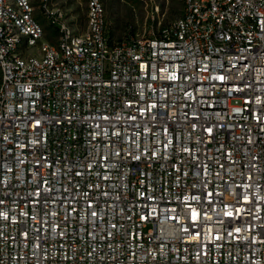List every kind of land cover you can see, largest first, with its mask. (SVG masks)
<instances>
[{
  "label": "built area",
  "instance_id": "obj_1",
  "mask_svg": "<svg viewBox=\"0 0 264 264\" xmlns=\"http://www.w3.org/2000/svg\"><path fill=\"white\" fill-rule=\"evenodd\" d=\"M181 1L0 0V264H264V0Z\"/></svg>",
  "mask_w": 264,
  "mask_h": 264
},
{
  "label": "rangeland",
  "instance_id": "obj_2",
  "mask_svg": "<svg viewBox=\"0 0 264 264\" xmlns=\"http://www.w3.org/2000/svg\"><path fill=\"white\" fill-rule=\"evenodd\" d=\"M108 15L110 36L116 42L131 37L157 33L180 17L183 9L181 0H104ZM41 0H32L35 14L45 27L46 38L56 42L59 37L54 25L44 18L40 10ZM88 0H53L52 6L68 15L77 33L86 29ZM133 32V34H129Z\"/></svg>",
  "mask_w": 264,
  "mask_h": 264
},
{
  "label": "trees",
  "instance_id": "obj_3",
  "mask_svg": "<svg viewBox=\"0 0 264 264\" xmlns=\"http://www.w3.org/2000/svg\"><path fill=\"white\" fill-rule=\"evenodd\" d=\"M129 34L131 35V34H133V32H130Z\"/></svg>",
  "mask_w": 264,
  "mask_h": 264
},
{
  "label": "snow or ice",
  "instance_id": "obj_4",
  "mask_svg": "<svg viewBox=\"0 0 264 264\" xmlns=\"http://www.w3.org/2000/svg\"><path fill=\"white\" fill-rule=\"evenodd\" d=\"M93 215H95V213H93Z\"/></svg>",
  "mask_w": 264,
  "mask_h": 264
}]
</instances>
